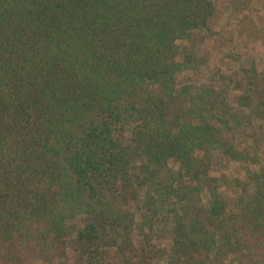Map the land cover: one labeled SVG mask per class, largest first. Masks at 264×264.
<instances>
[{"label":"trees","instance_id":"16d2710c","mask_svg":"<svg viewBox=\"0 0 264 264\" xmlns=\"http://www.w3.org/2000/svg\"><path fill=\"white\" fill-rule=\"evenodd\" d=\"M226 1L243 13L255 0ZM220 9L0 0V264H55L70 243L73 264H151L164 250L154 214L172 225L165 264H264V151L236 135L243 123L264 130L258 69H243L236 93L182 77L198 67ZM225 161L241 174L213 175ZM143 165L151 215L124 201ZM121 202L130 217L114 250L101 241L121 226Z\"/></svg>","mask_w":264,"mask_h":264},{"label":"rangeland","instance_id":"374dc122","mask_svg":"<svg viewBox=\"0 0 264 264\" xmlns=\"http://www.w3.org/2000/svg\"><path fill=\"white\" fill-rule=\"evenodd\" d=\"M218 2V7L221 9L218 11L221 13L217 16L213 24V28L216 29V33L212 34L209 39L205 42V49L203 55L199 59V65L192 73L182 72V77L185 80L195 81L198 86H203L207 84H213L216 86L227 85L231 88L233 92H239L246 89V76L243 72L244 68H247L251 74L253 71L250 67L254 66L258 69V74H253V78H257V81H262L264 85V73L260 72L264 69V9L262 8L263 0H255L253 3V8L249 10L238 13L236 10L231 9L227 5L226 0H216ZM245 77V78H244ZM253 127L243 126L238 127L239 138L244 137L247 141V146L253 150H259L260 153L264 151V130H259V125L254 122ZM256 139V140H255ZM261 158L264 159L263 154ZM246 169H255L254 166L250 164L243 165ZM148 166H141L140 168L133 170L134 177L131 179L130 183L123 189L124 201L128 206L132 205V211L137 213L138 211H146L148 215L153 214V202L146 193L147 182L149 181V171ZM250 167V168H249ZM242 165L238 162L229 163L225 161L221 165L214 166L212 172L213 175L217 177L232 178L233 176H238L242 172ZM144 181V183H143ZM139 203L141 209L138 210L135 202ZM156 202L155 199H153ZM159 204L161 202L159 201ZM118 215L119 219H122L120 225H117L115 230L111 233L106 234L101 241L102 243H107L112 249L116 250L120 246L121 239L116 237L118 233L126 235V226L129 223L130 214L128 213L129 208L124 202L119 203ZM155 206V205H154ZM121 215V216H119ZM158 214H154V222L158 224V228L154 233V242L157 245H163L165 248H170V234L172 232V225L169 223L167 217L159 218ZM139 219V218H138ZM125 227V229H123ZM127 229V234L129 238L135 240L138 239L135 231H129ZM116 233V234H115ZM71 247V252L55 260V264H73L72 259L76 257L77 248L73 246L72 243L69 244ZM162 251V255L159 259H154L153 264H165L166 257L165 251ZM76 255H75V254ZM74 254V255H73ZM36 264H43L42 261L36 260ZM151 263V264H152Z\"/></svg>","mask_w":264,"mask_h":264}]
</instances>
